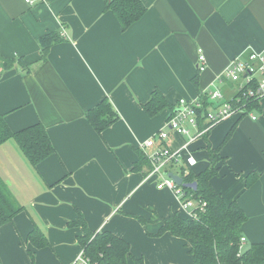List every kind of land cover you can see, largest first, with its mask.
<instances>
[{
    "label": "crops",
    "instance_id": "1",
    "mask_svg": "<svg viewBox=\"0 0 264 264\" xmlns=\"http://www.w3.org/2000/svg\"><path fill=\"white\" fill-rule=\"evenodd\" d=\"M142 1L145 14L124 30L106 0H0V113L12 131L41 123L54 147L34 166L13 139L0 145V178L23 208L0 225V264H72L82 249L81 218L93 233L125 239L145 264H193L181 238L157 234L158 217H186L177 197L157 186L148 164L135 168L141 155L150 164L154 150L141 143L166 128L162 145L187 144L195 174L210 164L207 147H219L210 185L247 216L242 248L264 240V95L259 109L234 113L195 139L165 128L180 98L203 100L218 88L228 99L243 86L242 77H217L231 60L264 50V0ZM48 31L60 38L41 59L38 38ZM4 59L13 65L4 68ZM155 89L174 108L149 116L143 104ZM104 98L118 117L98 133L85 114ZM206 125L199 118L191 135ZM182 161L167 172L181 176ZM251 171L259 176L247 186ZM35 224L48 244L27 237Z\"/></svg>",
    "mask_w": 264,
    "mask_h": 264
},
{
    "label": "trees",
    "instance_id": "2",
    "mask_svg": "<svg viewBox=\"0 0 264 264\" xmlns=\"http://www.w3.org/2000/svg\"><path fill=\"white\" fill-rule=\"evenodd\" d=\"M105 7L113 12L124 30L139 20L147 10L142 0H106ZM59 38L58 33L53 31L45 32L38 38L41 59L45 58L51 45L57 43ZM3 64L4 68L8 69L13 62L10 59H4ZM196 79L194 77L193 82H196ZM253 80L251 83L238 87L233 96L228 98V102L235 109L243 111L242 114L255 111L260 107L261 96L249 92L259 81L256 76ZM205 97L203 105L206 109ZM143 108L149 116H153L165 108L172 110L174 104H171L159 89H155L151 92L150 99L143 104ZM201 111L202 109H197L198 114ZM85 115L90 126L98 133L104 131L118 117L107 98L90 108ZM233 128L227 132L223 143L226 142ZM10 139L17 143L27 161L34 166L54 152L49 135L41 123H33L12 131L4 114L0 113V145ZM218 149L219 147H207L210 164L199 173L195 174L190 170L189 173H185L184 167L180 168L181 176L186 183L196 182V189L183 186L186 196L206 202L204 211L199 212L197 218L187 216L182 218L177 213H170L166 218L158 217L157 220L161 222V226L157 234L168 232L181 238L184 245L188 247L193 264H264V240L242 248L241 227L247 216L237 201L226 202L222 195L210 185V180L219 172L214 156V152ZM139 159L135 168L142 167L144 163L151 168L143 155ZM258 176L259 173L255 171L249 172L245 178V185L251 186ZM22 209L0 178V225L11 221ZM80 221L83 223L84 230L79 236V241L90 264H145L141 257L132 255L130 245L125 239H121L111 231L93 233L87 228L82 218ZM27 237L30 238L33 246L48 244L47 238L36 224Z\"/></svg>",
    "mask_w": 264,
    "mask_h": 264
},
{
    "label": "built area",
    "instance_id": "3",
    "mask_svg": "<svg viewBox=\"0 0 264 264\" xmlns=\"http://www.w3.org/2000/svg\"><path fill=\"white\" fill-rule=\"evenodd\" d=\"M28 3H32L33 0H26ZM198 60L197 68L199 72L206 70V60L203 51L199 48L198 50ZM241 56V55H240ZM231 60L228 66L225 68L224 72L217 77V80L224 82V79L238 80L239 77H242L243 83L248 84L253 82L254 76L256 74L264 71V50L263 51H253L247 57H240ZM250 94H258L260 96L264 95V77L259 78L255 88L252 91H249ZM203 96H206L207 101H211V104L208 103L206 109L203 105V100H193L189 101L184 98H180L175 107L174 113L166 121V126L170 130L176 131L178 134H186L190 139H195L196 137L201 136L205 131L211 128V126L221 120L226 119V117L240 112L241 110L235 109L228 99H225L221 90L218 88L212 89L208 92H205ZM208 106H210L208 108ZM208 108V109H207ZM197 109H202L201 113L198 114ZM199 118H202L204 122L207 123L206 127L200 129L195 136L191 135V128H196ZM255 119V117H252ZM167 129V128H166ZM164 129L159 131L155 135H152L151 138H148L142 142V148H154L152 153L147 154V158L150 160L151 169L149 173L152 175H157L158 182L157 186L160 188H169L175 194L178 199V202L181 204V208L185 211L186 216L189 218H197L199 212L204 211L206 202L203 200H195L191 196H186L185 190L180 185H177L172 178L167 174L168 167L172 164L179 163L180 160L184 159V164L186 168L183 172L188 173V168L194 165V157L188 152L184 153V150L187 146L184 145L182 150L171 151L168 147L162 145V141H165L168 132ZM192 136V137H191ZM159 141V145H156V141ZM184 149V150H183ZM245 240V237L240 238L242 243ZM80 254L77 256L75 261L72 264H90L89 259L85 256L83 249L80 250Z\"/></svg>",
    "mask_w": 264,
    "mask_h": 264
},
{
    "label": "water",
    "instance_id": "4",
    "mask_svg": "<svg viewBox=\"0 0 264 264\" xmlns=\"http://www.w3.org/2000/svg\"><path fill=\"white\" fill-rule=\"evenodd\" d=\"M167 174H168V176L170 177V178H172L173 180H174V182L177 184V185H180V186H187V187H191V188H193V189H196L197 187H196V182H190V183H186L185 181H184V179L180 176V175H178V174H175V173H173V172H167Z\"/></svg>",
    "mask_w": 264,
    "mask_h": 264
},
{
    "label": "rangeland",
    "instance_id": "5",
    "mask_svg": "<svg viewBox=\"0 0 264 264\" xmlns=\"http://www.w3.org/2000/svg\"><path fill=\"white\" fill-rule=\"evenodd\" d=\"M248 246H250V244L248 245V244H245V247H248Z\"/></svg>",
    "mask_w": 264,
    "mask_h": 264
},
{
    "label": "bare ground",
    "instance_id": "6",
    "mask_svg": "<svg viewBox=\"0 0 264 264\" xmlns=\"http://www.w3.org/2000/svg\"><path fill=\"white\" fill-rule=\"evenodd\" d=\"M186 166V165H185Z\"/></svg>",
    "mask_w": 264,
    "mask_h": 264
}]
</instances>
